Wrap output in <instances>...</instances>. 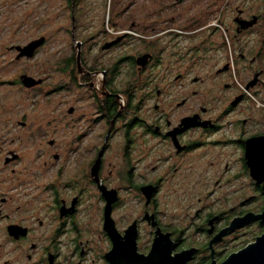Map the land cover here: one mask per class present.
Instances as JSON below:
<instances>
[{"label":"flooded vegetation","instance_id":"flooded-vegetation-1","mask_svg":"<svg viewBox=\"0 0 264 264\" xmlns=\"http://www.w3.org/2000/svg\"><path fill=\"white\" fill-rule=\"evenodd\" d=\"M70 1L68 81L48 92L67 91L54 122L67 115L69 137L31 164L0 147V264H223L254 244L264 234V0H133L82 38ZM41 38L11 46L16 61H34L46 38L31 56L17 47ZM15 75L6 83L29 92L47 82ZM12 114L0 101V141L46 134Z\"/></svg>","mask_w":264,"mask_h":264},{"label":"rangeland","instance_id":"rangeland-1","mask_svg":"<svg viewBox=\"0 0 264 264\" xmlns=\"http://www.w3.org/2000/svg\"><path fill=\"white\" fill-rule=\"evenodd\" d=\"M133 0H77L75 4V16L77 21L76 34L79 38L94 35L99 22L108 21L109 10L118 9L117 6L132 4ZM152 9L160 5L154 3ZM146 7L152 3L139 0L136 5ZM159 4V5H158ZM142 11L149 8H142ZM105 12V13H104ZM71 1L70 0H0V101L12 112H23L31 121L40 122L43 132L46 134L38 142L26 137L25 141L12 144V136L0 141V147L10 149L19 148L20 152H26L25 162L31 164L34 152H44L48 147V141L56 138L61 143H67L70 131L69 119L64 115L54 122V117L60 114L57 107L67 99V91L50 95L51 88L61 82L68 81L60 62L75 47L71 39ZM88 26L86 31L84 27ZM35 36L45 37L46 45L42 48L39 56L34 61L22 64L16 61V54L10 49L16 44H23ZM82 36V37H81ZM63 62V61H62ZM60 63V68L56 66ZM59 68V69H57ZM23 69L47 80L38 91L24 90L20 85L6 83L15 80V74ZM75 97L74 100H76ZM80 105V104H79ZM50 124V125H48ZM57 125V133L52 134L51 127ZM60 146V145H59ZM61 152H66L65 147L60 146ZM8 148V147H7ZM59 148V147H58Z\"/></svg>","mask_w":264,"mask_h":264},{"label":"water","instance_id":"water-1","mask_svg":"<svg viewBox=\"0 0 264 264\" xmlns=\"http://www.w3.org/2000/svg\"><path fill=\"white\" fill-rule=\"evenodd\" d=\"M45 42V37L28 44L25 47H17L21 55L31 56L34 51L43 45ZM37 83H41L38 81ZM264 220V215L261 216ZM116 239V237H114ZM114 261V257H111ZM223 264H264V234L257 239V241L248 246L247 248L233 254L229 259Z\"/></svg>","mask_w":264,"mask_h":264}]
</instances>
